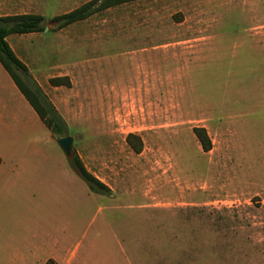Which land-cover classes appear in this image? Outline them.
<instances>
[{
    "label": "rangeland",
    "instance_id": "374dc122",
    "mask_svg": "<svg viewBox=\"0 0 264 264\" xmlns=\"http://www.w3.org/2000/svg\"><path fill=\"white\" fill-rule=\"evenodd\" d=\"M87 1L0 0V16L45 17L49 31L10 42L112 192H93L39 120L6 121L39 130L0 128V264L46 250L76 264H264V53L251 45L264 0H134L57 28Z\"/></svg>",
    "mask_w": 264,
    "mask_h": 264
},
{
    "label": "trees",
    "instance_id": "16d2710c",
    "mask_svg": "<svg viewBox=\"0 0 264 264\" xmlns=\"http://www.w3.org/2000/svg\"><path fill=\"white\" fill-rule=\"evenodd\" d=\"M130 1L134 0H89L73 10L57 15L54 17V21L58 23L57 28L62 29L76 22L86 20L106 9ZM44 22L45 17L38 13L0 16V61L53 135L64 137L69 136L66 120L33 77L27 65L17 56L7 41V37L12 34L44 31ZM54 82L57 81L54 80ZM194 130L204 149L210 150L212 143L207 130L203 127ZM134 137V135H130L128 140L131 142ZM69 162L93 192L105 195L112 192V189L105 182L86 167L77 153H73V156L69 158Z\"/></svg>",
    "mask_w": 264,
    "mask_h": 264
},
{
    "label": "crops",
    "instance_id": "0c3cea01",
    "mask_svg": "<svg viewBox=\"0 0 264 264\" xmlns=\"http://www.w3.org/2000/svg\"><path fill=\"white\" fill-rule=\"evenodd\" d=\"M39 33L40 32H32V33H27V34H12L7 37V41L9 42L10 46L12 47L14 52L17 54V56L27 65V67L29 68L34 78H35L34 76L35 73L32 68V65L28 62V59L26 57H24L18 50L15 49L13 44H11L10 42V38L14 35L37 36ZM258 33L261 35H264L263 31H258ZM251 45L258 52L264 53V41L262 43H258L257 45H254V44H251ZM36 81L38 82L37 79ZM51 101L53 102V100ZM54 105L56 106V104ZM28 118L32 123L35 122V119L39 120V122H41V124H43L46 127L45 123L42 121V119L40 118L38 113L35 111L33 106L24 96V94L20 91L17 84L14 82L13 78L11 77L9 72L4 68L3 64L0 61V128H2L3 126H6L8 134L24 135L25 133L26 134L29 133L31 135H34L33 133L38 132L39 129H33L30 127L29 128H19V127L15 128L12 126L11 122H6V121H15L16 123L19 124V123H24ZM32 143L36 146H39L40 140L33 139ZM40 154H42L43 157L46 158V151L43 149V147L42 148L40 147ZM2 158L3 157L0 155V159H1L0 166L3 162ZM59 243L60 242L56 243V247L58 246ZM75 254H76V251H72L69 253L66 252L64 255L60 256L58 252H55V251L49 252L48 250H46V255H44V257L41 258L39 264H50L51 262H53L54 264H76Z\"/></svg>",
    "mask_w": 264,
    "mask_h": 264
},
{
    "label": "water",
    "instance_id": "95a60500",
    "mask_svg": "<svg viewBox=\"0 0 264 264\" xmlns=\"http://www.w3.org/2000/svg\"><path fill=\"white\" fill-rule=\"evenodd\" d=\"M52 20H49L50 23ZM50 27L47 25L45 27V32L49 31ZM59 145L63 148L64 152L68 157L73 155V144H74V137L73 136H64L57 139Z\"/></svg>",
    "mask_w": 264,
    "mask_h": 264
}]
</instances>
